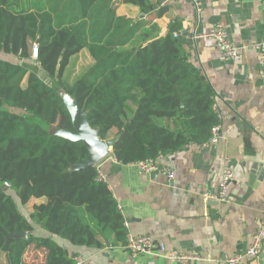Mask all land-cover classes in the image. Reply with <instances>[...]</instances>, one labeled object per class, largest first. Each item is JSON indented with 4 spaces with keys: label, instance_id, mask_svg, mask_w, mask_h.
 I'll use <instances>...</instances> for the list:
<instances>
[{
    "label": "trees",
    "instance_id": "obj_1",
    "mask_svg": "<svg viewBox=\"0 0 264 264\" xmlns=\"http://www.w3.org/2000/svg\"><path fill=\"white\" fill-rule=\"evenodd\" d=\"M116 1L56 0L53 14L0 0V264H75L56 236L74 246L127 244L126 219L97 165L73 168L88 156L83 141L50 130L73 129L61 92L88 112L101 139L119 136L112 154L123 163L206 144L221 123L208 78L175 36L178 25L154 38L155 25L118 14ZM121 1L144 14L159 3ZM83 50L92 61L76 74ZM21 232L27 237L7 238ZM32 246L42 262L25 259Z\"/></svg>",
    "mask_w": 264,
    "mask_h": 264
},
{
    "label": "crops",
    "instance_id": "obj_2",
    "mask_svg": "<svg viewBox=\"0 0 264 264\" xmlns=\"http://www.w3.org/2000/svg\"><path fill=\"white\" fill-rule=\"evenodd\" d=\"M155 1L159 3L144 14L117 0V12L141 18L148 28L155 25L154 38L178 25L175 36L214 90L220 138L159 158V167L174 172L172 180L161 170L141 171L135 162L103 159L100 168L128 223V233L150 235L168 251L201 257L188 264H227L226 257L251 244L264 220V62L263 52L255 47L264 41V0ZM22 2L33 10L59 13L54 9L56 0H28L33 7ZM160 8H166L162 15ZM217 23L224 25L239 48V60L227 59L214 41L199 36ZM79 55L91 63L87 50ZM227 159L234 173L230 203L216 199ZM35 233L49 235L37 225ZM54 239L86 264H181L158 251L133 256L123 244L92 248ZM25 259L42 262L44 252L32 246ZM243 264H264V245L258 258Z\"/></svg>",
    "mask_w": 264,
    "mask_h": 264
},
{
    "label": "built area",
    "instance_id": "obj_3",
    "mask_svg": "<svg viewBox=\"0 0 264 264\" xmlns=\"http://www.w3.org/2000/svg\"><path fill=\"white\" fill-rule=\"evenodd\" d=\"M177 1V0H171ZM176 35V33H175ZM201 37L207 38L214 41L221 49L223 55L227 59L239 60L240 51L239 48L231 41L224 25L217 23L209 31L199 35ZM257 49H260L263 52V62H264V41L255 46ZM37 56V48L34 49V57ZM220 118V115H219ZM220 129L221 125L217 124L212 128V135L207 143H217L220 138ZM163 155H159L155 158H147L135 162L136 165L140 168L141 171L149 172L152 170H161L172 180L174 177V172L170 168H161L158 165V159ZM104 159H111L119 161L114 157L112 151ZM101 162V161H100ZM97 163V168L99 172V179L105 181V176L101 170V164ZM234 179V173L230 167L229 159L226 160L225 166L223 169L222 179L220 183V189L216 195V199L220 202L230 203L232 198L229 194V187L231 182ZM126 223V227L128 223ZM264 245V220L261 221L251 244L244 250L234 253L226 257L227 264H243L246 260H252L259 257L262 252ZM126 249L130 251L133 256H137L140 253H150L153 251L160 252L163 256L170 259L171 261H176L181 264H188L189 261L201 259L198 255H194L187 252H172L166 249V246L163 242L156 241L150 235H133L128 233L127 235V244ZM75 264H86L85 260L82 257H76Z\"/></svg>",
    "mask_w": 264,
    "mask_h": 264
},
{
    "label": "water",
    "instance_id": "obj_4",
    "mask_svg": "<svg viewBox=\"0 0 264 264\" xmlns=\"http://www.w3.org/2000/svg\"><path fill=\"white\" fill-rule=\"evenodd\" d=\"M66 107L71 113L73 129H56L53 131L56 135L70 139L72 141H83L84 145L88 149V156L79 160L74 166V169L86 168L90 165L97 164L106 158L112 151L115 143L119 139L118 135L109 137L107 139H101L98 134V129L91 127L88 121V112L83 111L78 103L69 95L61 92ZM65 96L71 99V105L68 104ZM27 237L26 232L17 234H10L7 238H14L16 240Z\"/></svg>",
    "mask_w": 264,
    "mask_h": 264
},
{
    "label": "rangeland",
    "instance_id": "obj_5",
    "mask_svg": "<svg viewBox=\"0 0 264 264\" xmlns=\"http://www.w3.org/2000/svg\"><path fill=\"white\" fill-rule=\"evenodd\" d=\"M27 1H28V0H25L27 6H30V7H31V6L33 7V6H34V4H31V3L29 4V2H27ZM32 1L34 2L35 0H32ZM87 62H88V60H87V57H85V55H78V56L74 59V63H73V68H74V70H75V73L77 74L80 70H82L83 67L87 65ZM65 98H66L68 104L71 105V102H72L71 99L68 98L67 96H65ZM54 128H55V127H54ZM54 128H52V129H50V130L53 132V131L56 130V129H54ZM11 194H12V196L14 197V199L17 200V198H16V196H15V193L11 191ZM19 207H20V210L22 211V213L25 214V215H27V213H28V211H29L28 207H23L22 205H19Z\"/></svg>",
    "mask_w": 264,
    "mask_h": 264
}]
</instances>
